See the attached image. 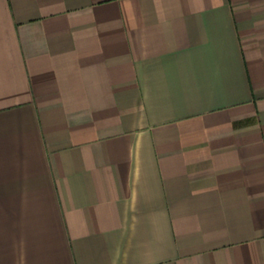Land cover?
Instances as JSON below:
<instances>
[{"label":"crops","instance_id":"crops-1","mask_svg":"<svg viewBox=\"0 0 264 264\" xmlns=\"http://www.w3.org/2000/svg\"><path fill=\"white\" fill-rule=\"evenodd\" d=\"M0 264H264V0H0Z\"/></svg>","mask_w":264,"mask_h":264}]
</instances>
